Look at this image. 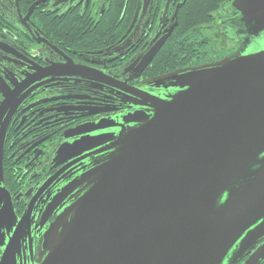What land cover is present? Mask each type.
I'll return each mask as SVG.
<instances>
[{
    "label": "water",
    "instance_id": "obj_1",
    "mask_svg": "<svg viewBox=\"0 0 264 264\" xmlns=\"http://www.w3.org/2000/svg\"><path fill=\"white\" fill-rule=\"evenodd\" d=\"M223 11L241 49L215 63L142 86L66 59L39 72L91 86L93 99L67 112L99 117L61 135L52 163L62 167L34 196L55 187L30 264H264V0H227ZM175 25L133 61L135 78ZM3 86L0 264H19L32 206L16 217L3 160L22 90Z\"/></svg>",
    "mask_w": 264,
    "mask_h": 264
},
{
    "label": "flooded vegetation",
    "instance_id": "obj_2",
    "mask_svg": "<svg viewBox=\"0 0 264 264\" xmlns=\"http://www.w3.org/2000/svg\"><path fill=\"white\" fill-rule=\"evenodd\" d=\"M187 1L0 0V91L5 90L3 85L22 90L6 133L4 186L18 219L32 206L31 243L23 244L16 255L19 264L37 259L47 194L55 187L47 186L35 202L34 196L62 167L55 168L52 163L61 135L99 117L67 112V108L93 99L91 86L44 78L39 72L66 59L142 86L177 70L218 62L241 49L227 34L230 14L223 11L227 0L178 36L179 12ZM178 5L176 21H172ZM174 22L169 36L135 78L133 61L154 48ZM53 218L49 217L48 223ZM8 239L0 238V263L5 251L2 245ZM247 257L235 264H242Z\"/></svg>",
    "mask_w": 264,
    "mask_h": 264
},
{
    "label": "trees",
    "instance_id": "obj_3",
    "mask_svg": "<svg viewBox=\"0 0 264 264\" xmlns=\"http://www.w3.org/2000/svg\"><path fill=\"white\" fill-rule=\"evenodd\" d=\"M226 0H188L184 7L179 12V21L181 25L179 26L178 36L185 33L186 26L194 24L196 21L207 18L208 14L211 13L213 9H218L220 4ZM122 11H120L121 15Z\"/></svg>",
    "mask_w": 264,
    "mask_h": 264
},
{
    "label": "rangeland",
    "instance_id": "obj_4",
    "mask_svg": "<svg viewBox=\"0 0 264 264\" xmlns=\"http://www.w3.org/2000/svg\"><path fill=\"white\" fill-rule=\"evenodd\" d=\"M215 11H217V9H213V10L211 11V13H214Z\"/></svg>",
    "mask_w": 264,
    "mask_h": 264
}]
</instances>
